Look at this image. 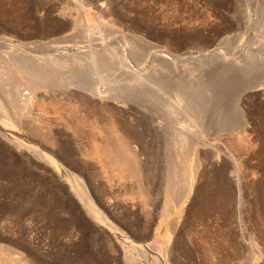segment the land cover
I'll return each mask as SVG.
<instances>
[{"label": "rangeland", "instance_id": "obj_1", "mask_svg": "<svg viewBox=\"0 0 264 264\" xmlns=\"http://www.w3.org/2000/svg\"><path fill=\"white\" fill-rule=\"evenodd\" d=\"M69 82L116 100L60 93L18 111L70 178L0 133V264H264V0H0L5 109L14 83L59 93ZM111 113L133 137L139 180L87 155L94 137L120 145ZM187 156L197 175L174 208Z\"/></svg>", "mask_w": 264, "mask_h": 264}, {"label": "bare ground", "instance_id": "obj_2", "mask_svg": "<svg viewBox=\"0 0 264 264\" xmlns=\"http://www.w3.org/2000/svg\"><path fill=\"white\" fill-rule=\"evenodd\" d=\"M22 64L24 65V63H22ZM23 65L21 66L23 71L28 69L27 68L29 66L28 64H27L28 66L25 64L24 67H23ZM29 70H30V68H29ZM39 70H41V69H39ZM259 85H264V83L262 82V84H259ZM12 87H13L12 91L10 93H8L7 96L10 99V103H11L12 107L14 108V111L10 112L7 109H5L6 107L3 104L4 102L2 103L0 100V128H1L0 133H1V135L5 138L9 139L11 142L15 143L16 145L20 146L21 148H25L27 150H30V151L37 153L44 160H46L47 163L53 164L57 169H59L61 171V173L63 172V174L66 177H69V178L72 177L71 170L69 168H67L53 153L44 149L43 146L41 147V146L37 145L27 134H25V132L21 129L20 125L17 123L18 120H16L18 118V114H19L18 111L22 110V111L26 112L30 109H34L35 107L37 108L43 104V99L45 96H49L50 98H52V97H55L57 94H60V93L68 96L69 98H70V96L72 97L73 95L80 96V98H82V99L86 98V99L91 100V99L96 98V99H98V102H100L102 105H105V106H110L114 102V100H116V99L111 97L110 93L107 90V87L100 86L98 84H92V86L87 87L86 85L83 86L80 84L72 85V82H69L65 85V88L62 89L59 93L57 90H54V89L53 90L49 89L50 91L49 90H41L40 87H42V85L38 88L36 87V89L30 88V90H27L26 92L24 91L23 88H21V85L19 83L18 84L17 83L12 84ZM84 89L88 90L89 93L88 92L86 93L85 91H83ZM104 113L106 114V112H104ZM104 113H102L103 116H104ZM103 116H100L99 118H101ZM114 116L116 118V115H114ZM114 116L111 113V114H108L107 117L105 116L104 118L108 119L109 122H107V124L109 125L110 130L112 129L113 132H115L116 135H118L117 141L120 143V145L117 146V145L113 144L114 141L112 138L106 139L104 136H109V135H107V133H105V135L102 134V136L104 137V138L102 137L104 139L102 143H98L97 141H95L94 138H96V137L93 138V140H94L93 143H95L94 148L92 149V151L87 152V155L98 159L102 163L103 168H105V169H109V168L116 169L117 170L116 174H119V175H122L125 172H129L136 180H139L141 178L142 169L140 168L141 166H140L139 160L137 159V156L135 155V153H133V151L131 149L132 148L131 145L129 147V144L132 141L130 139L133 137L130 136L128 139H126L127 137L123 138L122 135L118 134V131H117L118 128L116 129V127H118V126L115 125ZM96 128H97V126H96ZM97 129H96V131H98V133H100L101 129L100 128H97ZM99 129H100V131H99ZM107 130H109V129H106V131ZM97 139H99V138H97ZM114 146H117V147H114ZM196 157H198V156H196ZM187 159L188 160L185 161V166L183 165V167H184V169H183L184 180H185L184 181V190L181 193V195L179 196V199L177 200L178 203L176 205H174V208L180 207L181 205L184 204V202L186 201V198L188 197L189 193L192 190V187H193L194 181H195V176L197 175V173H196L197 170H196V172L194 171L195 173H193V166L197 165L198 162H200L199 161L200 159L198 160L195 157L193 158V156L192 157L187 156ZM80 189H82V187H80ZM76 192L79 195L83 205L89 210V212L91 214H93L95 217H97L98 219L105 221V218L101 214V210L99 209V207L95 203L92 196H90L88 194V192L84 191V190H81V192L76 190ZM111 229L122 240L128 241V243L131 242V244H132V240L130 239V237L126 233H124L120 229H118L115 225H112ZM227 241L226 240L220 241L221 242L220 245H222L223 248L226 247L227 243H228ZM154 242L150 246L157 244V242L156 243H154ZM257 243H255L256 247H258ZM145 246H146L145 244L144 245L140 244V247H142V248H145ZM241 253H240V256H241ZM225 254H224L225 258L229 259V257L231 256L230 255L231 253L228 254L227 252H225ZM260 256L256 255V258H259ZM9 258H12V257H9ZM147 259L150 260L152 264H170V262L165 258V256L163 254L161 256L159 254L158 258L147 256ZM14 263L15 262H13V264Z\"/></svg>", "mask_w": 264, "mask_h": 264}]
</instances>
